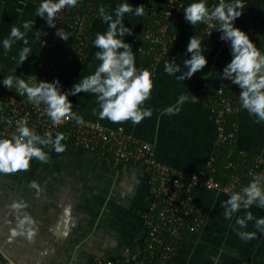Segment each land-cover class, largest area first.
<instances>
[{"label":"crops","instance_id":"crops-1","mask_svg":"<svg viewBox=\"0 0 264 264\" xmlns=\"http://www.w3.org/2000/svg\"><path fill=\"white\" fill-rule=\"evenodd\" d=\"M159 5L179 4L185 7L196 0H104L102 6L115 19L119 4L128 3L134 8L147 2ZM213 0H207L210 7ZM42 0H6L0 11V90L21 95L15 88L10 91L2 84L3 78L16 71L30 85L47 81L42 77L39 64L44 57L39 43L40 18L36 10ZM243 14L234 22L242 29L251 18L252 29L264 35V0H242ZM20 9L22 11H17ZM184 14V12H183ZM32 21L27 31L30 56L20 65L19 52L25 47L23 41H16L11 51L5 53L3 40L10 35L13 25L20 27L25 21ZM142 16L127 13L123 23L132 29L124 42L132 45L135 63L139 68L144 58L138 51L142 37ZM204 24L190 25L185 18L175 23L177 41L172 45L170 57L162 61L153 77L154 87L143 107L151 108L153 115L134 125L131 120L112 123L93 115L99 112L96 96L79 93L69 96L73 111L84 120L97 121L108 128L123 126L126 133L154 145L158 160L175 170L200 171L206 169L207 161L220 145L216 143L214 113L209 105L198 101L193 103L192 82L206 79L210 86H217L222 79L224 67L232 59L230 42L220 40L217 31L210 50L205 51L207 65L190 79L178 81L187 71L184 60L190 59L186 52L190 37H199ZM108 25L99 17L89 33L85 59L70 66L62 77V91H68L83 76L94 73L100 61L95 59L98 51L93 45L97 32L104 33ZM21 31L24 29L21 27ZM175 59L181 72L168 75L164 71L166 61ZM48 82V81H47ZM189 99L181 105L177 115H161L163 109L176 105L181 95ZM26 96V95H21ZM234 123L237 125L235 148L246 150L251 156L264 158V122L254 123L255 117L241 108ZM3 122L0 117V131ZM67 150L57 154L48 148L50 160L41 163L33 158L28 171L12 174L0 173V249L17 264H96L100 257L116 264H137L143 254L146 229L143 216L150 203L146 174L136 165L123 163L110 166L98 152L81 148L68 139L62 141ZM36 181L42 188L37 197L35 189L29 187ZM194 196L199 205L207 211L203 228L196 234L187 235L180 243L169 264H241L254 261L264 246V233L255 228V220L249 221L245 229L235 224L237 217L246 211L257 219L264 217V208L251 206L241 209L231 220L223 216L222 201L229 196L218 191L196 188ZM15 200L27 202V213L36 221L38 233L33 242L24 237L9 240V228L15 227L16 218L9 205ZM235 229V230H234ZM238 231L256 232L257 238L243 241ZM0 264L5 262L0 258Z\"/></svg>","mask_w":264,"mask_h":264},{"label":"built area","instance_id":"built-area-1","mask_svg":"<svg viewBox=\"0 0 264 264\" xmlns=\"http://www.w3.org/2000/svg\"><path fill=\"white\" fill-rule=\"evenodd\" d=\"M5 1L0 0V11ZM103 1L79 0L76 7L66 8L58 14L56 28L49 27L46 20L40 18L38 39L44 52L39 64L41 73L60 78L70 66L85 59L90 29L99 17L98 10ZM218 2L213 0L210 7H215ZM144 7L138 51L143 58H147V62L139 69L156 71L159 64L171 55L172 45L177 41L173 26L183 19L185 6L182 3L162 6L149 1ZM251 21L248 18L241 30L264 53V35L252 29ZM58 29L70 33L67 41L56 35ZM218 29V22H214V26L203 25L199 38L206 51L211 49ZM240 91L239 86L227 79H223L215 89H210L206 79L192 82V95L209 105L214 113L216 143L230 149L223 165V179L214 175L217 171L216 155L207 161L206 169L175 170L157 159L152 143L127 134L123 126L108 128L100 122L88 120H84V125H77L75 120H66L56 126L44 114V105L27 103L26 96L2 90L0 117L3 126L0 139L9 138L16 130L15 122L26 117L28 126L35 127L38 135L44 136L47 132L54 139L56 133L60 132L73 144L100 153L110 166L131 163L139 167L147 176L150 203L143 216L146 239L142 258L137 264H169L181 241L189 234L198 233L205 224L207 211L195 199L193 191L196 188L228 195L229 192L241 191L253 175L264 176V158L251 156L246 150L235 148L237 125L233 123L229 126V117L242 108ZM0 258L5 264H17L1 250ZM96 264L116 263L97 257ZM241 264L249 262L243 261Z\"/></svg>","mask_w":264,"mask_h":264},{"label":"clouds","instance_id":"clouds-1","mask_svg":"<svg viewBox=\"0 0 264 264\" xmlns=\"http://www.w3.org/2000/svg\"><path fill=\"white\" fill-rule=\"evenodd\" d=\"M78 2L79 0H42L36 10V16L45 19L49 27L56 28L58 14L66 8L76 7ZM244 7L242 0H219L215 7H209L207 0H196L186 6L183 12L185 20L194 27L197 24L214 26V22L219 23L220 40L230 42L232 56L223 69L222 79L230 80L239 86L241 107L250 116L255 117L254 123L259 124L264 122V53L256 47L245 31L234 26L235 20L242 16ZM98 11L108 27L104 33L97 32L93 40V45L98 49L95 59L100 61L93 74L83 76L80 82L74 83L68 91L61 90L62 85L58 78L53 82L39 81L30 85L14 71L2 80V84L9 91L15 88L21 95H26L27 103L44 105V114L50 118L53 125L59 126L66 120H75L77 125H84L83 117L73 111V103L68 98L81 92L96 96L100 110L97 113V110L93 109L92 113L98 115L101 120L107 119L112 123L131 120L136 125L153 115V110L143 105L151 96L155 70L137 68L132 45L124 42L126 35H132V29L123 23L125 14L134 11L136 16H143L144 5L134 8L128 3L119 4L115 9V19L103 6ZM31 26L30 20L20 27L13 25L10 35L3 40L5 53L11 51L16 41H23L25 47L19 52L20 65L30 56L31 48L27 46L29 41L26 34ZM21 27L24 31L20 30ZM56 35L67 41L70 33L58 29ZM205 51L204 43L199 37H190L186 52L191 54V58L184 60V67L188 70L176 76L178 81L190 79L196 72L205 68L208 63ZM164 71L168 75H175L181 72V67L172 59L165 62ZM195 98L193 96V103L196 102ZM188 99V95L182 94L176 105L163 109L161 115L179 114L180 106ZM15 123V132L11 133L9 138L0 139V173L28 171L33 158L41 163H48L50 157L48 152L44 151L46 148L54 150L57 154L67 150V145L62 143L66 139L63 133L57 132L54 139L47 132L44 136L38 135L35 127L28 126L26 117L18 119ZM29 187L35 189L39 197L42 191L39 183L32 181ZM228 196L226 201L221 202L225 219L231 220L241 209L247 210L254 204L264 208V176L253 175L246 187L239 192H229ZM9 208L16 218L15 227L9 228V240L24 237L33 242L38 228L34 218L26 211L27 202L15 200ZM252 220H255V228L264 233V217L257 219L250 211H246L243 217H237L235 224L240 229H245L247 223ZM237 235L245 242L257 238L255 231H238Z\"/></svg>","mask_w":264,"mask_h":264},{"label":"trees","instance_id":"trees-1","mask_svg":"<svg viewBox=\"0 0 264 264\" xmlns=\"http://www.w3.org/2000/svg\"><path fill=\"white\" fill-rule=\"evenodd\" d=\"M157 4V3H156ZM159 5V4H158ZM175 25V24H174ZM173 32L175 34H177L178 32L176 31L175 26H173ZM141 43V42H140ZM147 62V58H144V62L142 65H144ZM42 77L45 78V80H47L48 82H53L54 80H56V77L47 75L45 73H42ZM59 79V78H58ZM217 86H210V89H215ZM236 120V115L232 114L229 117V126H231ZM229 147H224L222 145L219 146L217 152H216V167H217V171L216 173H214V175L216 176V178L218 179H223L225 178L224 174V169H223V165L229 155ZM249 264H264V246L261 248L259 254H258V258H256L254 261L249 262Z\"/></svg>","mask_w":264,"mask_h":264},{"label":"rangeland","instance_id":"rangeland-1","mask_svg":"<svg viewBox=\"0 0 264 264\" xmlns=\"http://www.w3.org/2000/svg\"><path fill=\"white\" fill-rule=\"evenodd\" d=\"M1 250V249H0ZM2 251V250H1ZM6 254V253H5Z\"/></svg>","mask_w":264,"mask_h":264}]
</instances>
